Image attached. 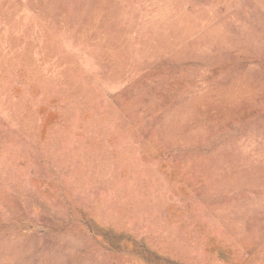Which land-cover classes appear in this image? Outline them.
Listing matches in <instances>:
<instances>
[{
  "label": "rangeland",
  "instance_id": "1",
  "mask_svg": "<svg viewBox=\"0 0 264 264\" xmlns=\"http://www.w3.org/2000/svg\"><path fill=\"white\" fill-rule=\"evenodd\" d=\"M0 264H264V0H0Z\"/></svg>",
  "mask_w": 264,
  "mask_h": 264
}]
</instances>
